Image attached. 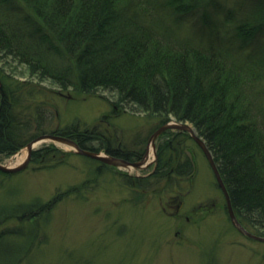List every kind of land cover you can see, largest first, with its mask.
Wrapping results in <instances>:
<instances>
[{"label": "rangeland", "instance_id": "rangeland-1", "mask_svg": "<svg viewBox=\"0 0 264 264\" xmlns=\"http://www.w3.org/2000/svg\"><path fill=\"white\" fill-rule=\"evenodd\" d=\"M260 2L264 5V0H209L207 5L182 13L167 0H140L138 6L145 8L141 19L154 29L167 28L199 43L212 41V49L238 63L257 60L264 49V24L250 44L243 45L236 34L238 25L260 22ZM0 9L17 23L28 14L19 0L0 1ZM30 28L24 25L22 30ZM0 57L6 81H36L26 74L23 64L1 52ZM39 85L46 88L39 97L45 101L49 127L77 124L80 131L90 129L98 135L92 142L95 145L104 140L125 150L148 146L149 153L142 167H124L102 164L66 143L46 141L39 147L53 143L61 153L29 163L18 172L0 174V206L53 201L34 220L0 217V234L7 240L21 245L25 239L28 245V231L36 235L27 255L15 264H264V241L247 237L232 224L208 160L187 131L182 141L172 140L179 151L167 150L166 156L172 154L174 165L177 155L180 160L189 159L192 173L183 178L149 177L157 163L158 147L167 138L160 134L151 140V135L161 125L177 120L170 117L162 123L164 117L158 114L120 107L113 111L116 98L106 91L80 92L71 87L62 91L48 80ZM258 89V114L264 117V77L254 85L252 97ZM24 149L27 153L24 146L12 155H0V163L15 161ZM129 176L141 180L136 183ZM16 226L25 236L4 231ZM11 262L0 258V264Z\"/></svg>", "mask_w": 264, "mask_h": 264}, {"label": "trees", "instance_id": "trees-1", "mask_svg": "<svg viewBox=\"0 0 264 264\" xmlns=\"http://www.w3.org/2000/svg\"><path fill=\"white\" fill-rule=\"evenodd\" d=\"M19 1L28 8L20 23L0 9V52L23 64L36 81H6L0 70V155L16 153L42 133L67 136L82 149L123 155L107 141L93 144L99 138L93 130L80 131L77 124L49 127L45 101L39 97L46 88L39 84L48 80L62 91L70 87L80 92L106 91L116 98L113 111L128 108L162 115V123L170 117L190 122L212 153L236 218L247 231L264 237V117H259L257 102L261 90L251 95L264 77V49L257 60L229 62L228 54L212 49V41L199 43L148 25L141 19L145 8L138 6L140 0ZM185 1L167 0V4L182 13L209 3ZM260 4V22L253 24V19L252 25L236 28L243 45L250 44L264 24ZM24 25L31 28L23 31ZM255 65L262 68L256 70ZM161 134L167 138L158 147L156 167L149 177L189 176L193 170L189 159L177 155L174 165L172 154L166 156L167 150L179 151L172 140L182 141L185 131L167 129ZM57 153L61 151L53 143L43 145L32 152L29 163L46 161ZM0 174L11 173L0 170ZM52 202L1 205L0 217L34 220ZM4 231L18 234L22 229ZM34 233L28 231V245L25 239L20 245L0 234V258L12 264L23 260L35 242Z\"/></svg>", "mask_w": 264, "mask_h": 264}, {"label": "water", "instance_id": "water-1", "mask_svg": "<svg viewBox=\"0 0 264 264\" xmlns=\"http://www.w3.org/2000/svg\"><path fill=\"white\" fill-rule=\"evenodd\" d=\"M0 90H1V80H0ZM167 129H176V130H181V131H187L191 135V137L199 145V147L203 151L206 159L208 160V163H209V165L213 171V174L215 176L216 182H217L218 186L220 187V189L223 193V196L225 198V205H226L227 212H228V215H229V218H230L232 224L237 228L238 231H240L241 233H243L247 237L255 239V240H259V241H264L263 236H259V235H256V234H253V233L247 231L243 227V225L238 221V219L236 218V215H235L233 208H232V205H231V201H230L228 191H227V189L223 183V180L221 178V175L219 173L217 165L214 161L212 153L210 152L209 148L207 147L205 141L200 136H198L196 134V132L188 124V122H181V121H175V122L172 121V122L165 123V124L161 125L160 127H158L153 132V134L151 135V140H154V138L159 136L163 131H165ZM46 141H52V142L59 141L62 143H66V144L72 146L74 148L75 152H78L82 155H85V156H88L90 158L99 160L100 162H103L106 164L121 165V166H133V167H140L143 164L146 156L148 155V148H149L148 146L146 147V150L144 152L142 159H140L138 161H128V160L118 158V157H115L112 155H107L106 151H104V153H102V152H94L91 150L82 149L75 140H73L67 136L61 135V134L42 133V134H39V135L33 137L30 141L27 142V144L25 145L27 153H26L25 158L20 163H18L17 165H14V166L3 165L0 163V170L3 172L14 173V172H18V171L24 169L26 166H28V164L30 162L32 152L36 148H38L40 145L45 143Z\"/></svg>", "mask_w": 264, "mask_h": 264}, {"label": "flooded vegetation", "instance_id": "flooded-vegetation-1", "mask_svg": "<svg viewBox=\"0 0 264 264\" xmlns=\"http://www.w3.org/2000/svg\"><path fill=\"white\" fill-rule=\"evenodd\" d=\"M115 148V151H122L121 153L123 155L121 156H118V155H112V156H115V157H118V158H122V159H125V160H128V161H136V160H140L142 159L143 155H144V152H145V149L140 153L139 151L135 150V149H123V148H120V147H114ZM134 152V153H133ZM132 154V155H130ZM131 158V160L129 159ZM155 167H156V164H155Z\"/></svg>", "mask_w": 264, "mask_h": 264}, {"label": "bare ground", "instance_id": "bare-ground-1", "mask_svg": "<svg viewBox=\"0 0 264 264\" xmlns=\"http://www.w3.org/2000/svg\"><path fill=\"white\" fill-rule=\"evenodd\" d=\"M25 149L21 152V154H18V155H16L15 156V158H16V160L15 161H13V159H10L9 161L10 162H8L7 163V165L8 166H11V165H16V164H18V163H20L22 160H23V158L25 157Z\"/></svg>", "mask_w": 264, "mask_h": 264}]
</instances>
